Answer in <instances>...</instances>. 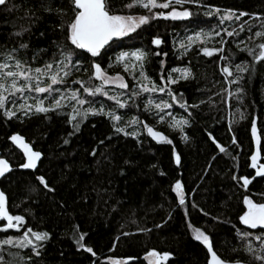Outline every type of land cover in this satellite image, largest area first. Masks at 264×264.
I'll use <instances>...</instances> for the list:
<instances>
[{"label":"trees","instance_id":"obj_1","mask_svg":"<svg viewBox=\"0 0 264 264\" xmlns=\"http://www.w3.org/2000/svg\"><path fill=\"white\" fill-rule=\"evenodd\" d=\"M130 2L109 0V7L117 14H149L140 7L124 8ZM203 3L221 10L249 13L241 19L255 27L249 32L245 25V31L234 37L222 32L206 45H193L181 56L178 44L182 38L201 29L208 31L218 25L219 20L215 15L206 17L205 9L195 4L175 5L177 10L186 8L195 15L185 21L150 20L148 25L112 43L99 57L82 53L81 70L73 71L67 83V87L83 94L80 85L71 82L89 81L92 64L99 63L108 74L124 76L129 85L126 92L130 95L138 83L139 69L129 73L116 64L115 58L121 51L140 48L161 53L149 55L144 66L145 74L158 86L172 68L190 69L192 75L188 79H180L169 87L175 95L183 94L186 105L197 107H188L185 111L179 104H173L160 113L164 116V120H160L154 110H144L149 98L148 94H142L135 106L117 110V114L122 115V126L132 117L141 122L125 129L138 130L136 139L115 134L112 123L104 116H90L79 132L69 135L72 127L64 112L71 111L70 108L59 114L50 112L47 119L39 114L24 118L23 122L6 119L0 113V154L11 168L0 180V192L5 194L9 214L23 216L25 224L19 232L0 231V239L22 236L27 228L49 233L38 257L28 248H0V254L9 258V251L15 253L22 258L21 264H113L110 260L149 264L144 257L155 251L170 254L165 264H207L205 247L193 238L194 229L199 228L209 236L214 251L222 259L256 264L245 253V241L237 233H264L240 221L247 211L245 196L254 203H264V176H256V169L251 167L253 155H257L258 165L264 164V61L255 65V71L244 73L238 85L228 84L221 69L228 66L235 74V64L251 63L248 53L239 50L244 45L237 47V44L245 40L249 46H255L248 37L262 30L260 20L253 17L264 18V0H203ZM72 17L70 0H8L6 5H0V53L19 48L22 41L28 48L20 50L18 56L34 66H41L52 60L54 53L58 55L57 44L73 47L66 41V27H61ZM238 26L226 21L222 27L231 30ZM24 28L28 31L21 36L13 35ZM156 37L162 40L159 46L152 44ZM221 39L226 41L222 53L226 59H220L221 53L208 57L201 52L205 46L220 48ZM262 41L264 37L257 38L255 43ZM34 55L38 57L35 60ZM73 62H76L75 56ZM237 87L241 88L240 93H236ZM158 99L171 103L166 93ZM96 100V107L103 103L106 110L115 108L111 101ZM240 113L244 114L243 119ZM172 117L189 120L182 133L169 127ZM253 119L257 123L256 139L251 132ZM144 124L162 132L172 143L152 141ZM14 134L21 135L34 151L41 152L35 169L20 167L25 157L10 140ZM210 134L227 154L220 152ZM182 135L187 139H182ZM65 139L69 143L65 144ZM173 149L181 158L180 165L175 161ZM233 175L251 182L245 189L241 180L232 179ZM38 176H43L53 191L41 185ZM177 180L184 189V206L179 205L172 190ZM193 204L197 207L193 208ZM74 232L77 237L84 236L81 243L91 247L95 255L83 248L78 250Z\"/></svg>","mask_w":264,"mask_h":264},{"label":"snow or ice","instance_id":"obj_2","mask_svg":"<svg viewBox=\"0 0 264 264\" xmlns=\"http://www.w3.org/2000/svg\"><path fill=\"white\" fill-rule=\"evenodd\" d=\"M8 0H0V5H6ZM73 4V17L67 22L66 26L61 25L62 28L66 27V41L68 44L60 43L56 47L58 49V55L53 54V59L50 61H45L41 66H34L26 58L21 59L18 56L20 50H26L28 44L25 42L19 43V48H13L0 53V113L6 119L16 118L23 122L24 118H30L33 115L43 114L47 119V114L50 112L60 113L61 110L70 108L71 111H66L64 114L68 117L67 122L72 127V132L69 135H73L80 131L81 125L90 116H104L111 123L115 134H122L125 137L131 136L136 139L139 135L138 130L126 131V127H131L141 123L137 117H132L122 126L120 121L122 120V115L117 114L118 109H123L126 106H135L137 98H139L144 93H166L168 97L171 98V103L161 99L159 103H154L150 98L144 103L145 111L156 110L157 115H159L160 120H164V116L160 115L165 109H169L173 104H179L181 107L187 111L188 107H197V105H186L183 102V94L179 96L173 93V90L169 87L170 85L177 84L180 79H188L192 73L189 68H172L165 77L161 78V84L158 86L156 83L152 82L150 78L144 72L145 62L147 61L149 55H161L160 52L145 51L140 48H136L132 51H121L115 58L116 64L122 66L125 71L130 68L139 69L140 80L136 86L128 95L127 99H121L124 94L123 90L129 88V85L124 81V78L119 74L115 76H110L106 71L102 70L99 63H93V72L89 81L85 82L80 79L73 80L72 84L80 85V89L83 90L81 94L80 90L72 89L67 87L68 78L72 75L73 71H80V59L82 53L90 54L91 57L96 58L101 56L102 49L105 46H111L110 42L115 43L124 37H128L131 33L140 29L143 25H148L150 20H156L162 18L164 20L172 21H185L193 17L195 13L190 12L188 9L177 10L175 5L183 6L185 4H195L199 7L205 9L204 15L211 18L216 16L219 20V24L214 26L208 31L201 29L200 31H194L191 35H186L179 41L178 48L181 50L180 55L184 56L193 47V45L200 44L206 45L211 42L215 37L221 36V33H225L228 37L239 36L241 32L245 31V25H247V30L251 32V29L255 27L254 24L248 23V21H243L241 18L244 16H249V13L239 12L232 9L221 10L217 7H212L210 5L204 4L203 0H131L130 3L124 5L126 9H133L135 7H140L147 11V15H132V14H117L109 7V0H70ZM171 11L163 12L156 11L153 9H169ZM10 10V9H9ZM46 11H51V8H46ZM60 14L63 15V11L60 10ZM256 20H260V28L262 30H257L253 35L248 37V40L253 41L255 46H249L245 43V40H240L237 44L244 45L243 48L239 50L241 52H247L251 57V63L248 64H235V74L230 70L228 66H223L221 71L226 77V82L228 84H239V81L244 79L243 74L250 71H255V65L264 61V41L256 44L257 38L264 37V18L253 17ZM231 22L233 24L238 23L237 27H222L225 22ZM28 29L24 28L21 31L15 32L13 35L21 36ZM162 40L158 37L153 38L152 44L159 46ZM221 44L220 48H209L202 47L201 52L208 57H212L215 53H221L220 59L224 60L226 57L222 55L224 52L225 40L221 39L218 41ZM76 50H81L77 52ZM41 51H44L43 49ZM167 55V53H164ZM73 56L76 57V62H73ZM38 57L34 55L33 59ZM163 61H161V69L163 70ZM113 65L110 63L109 67ZM178 75H174L177 74ZM231 77L232 79H227ZM100 81L99 85L92 84V80ZM64 85V87H61ZM105 85H115L121 89V93L109 94L105 90ZM139 89L138 91L136 89ZM227 91V89H225ZM242 90L240 87L236 88V93H240ZM230 96L233 93H228ZM103 96L107 100L112 101L115 108L106 110V106L100 103L99 107H96L98 101L96 97ZM91 97L92 99H88ZM47 101V103H46ZM131 101V105H129ZM87 105V107H85ZM19 113V115H18ZM191 116V113H189ZM241 119H243L244 114L240 113ZM189 123L188 119H176L171 118L169 122V127L173 129H179L181 133L183 128ZM143 127L147 130L149 136L158 143L163 142L166 144H171L172 140L168 139L166 136L162 135L158 131H154L152 127L144 124ZM252 136L256 139L257 135V123L256 120L252 121L251 128ZM182 139H187V136L182 135ZM210 138L211 134H210ZM110 139V138H109ZM213 143H216L215 139ZM10 140L19 147L24 154L25 162L20 165L23 169H35L37 166V161L41 158L40 151H34L32 147L25 142L24 138L19 134H14L10 137ZM139 142V141H138ZM258 142V141H257ZM64 143H69L68 139L64 140ZM103 143V141H101ZM233 143L236 141L233 139ZM217 148L220 152H225L226 149L220 144L216 143ZM227 154V153H226ZM92 155L95 156V150H93ZM173 155L177 165H180L181 158L176 154L175 149H173ZM252 165L251 167L256 169V176H264V164H257V155L251 157ZM11 168L7 159L0 158V177H3L6 172H10ZM37 179L39 183L43 185L48 191H53L45 181L43 176H38ZM233 180H243V187L247 188L251 182L249 179L244 177L232 176ZM178 199L179 205H185L184 189L179 180H177L172 189ZM244 204L247 206V211L240 217V221L243 225L250 229H264V203H254L247 196L244 198ZM193 208L197 205L193 204ZM207 215V213H205ZM6 221V225L0 227V231H5L7 229H15L17 232L21 228L25 227L24 217L21 215H11L5 207V194L0 192V224ZM160 225H157L159 227ZM194 239L199 241L207 249L208 259L207 264H244L240 260L236 261H226L222 259L216 251H214L213 244L210 242V238L199 228L194 229ZM241 237L244 243V251L246 254L250 255L256 264H264V233L256 235L254 237L255 241H258L257 246H253L251 242H248L251 233L243 232L237 233ZM127 235V234H125ZM49 239V233L47 232H37L33 231L32 228H27L22 236H6L5 239H0V248L11 249L16 248L30 249L31 253L35 256H40V249L43 247V242ZM73 239L78 245V250L83 248L84 251L93 253L91 247H86L81 241H83L84 236L77 235L74 232ZM237 249H233L236 251ZM93 255H95L93 253ZM148 256L150 259V264H165L169 260V253H157L155 251L149 252ZM8 257L6 258L4 254H0V264H21V257L15 253L8 252ZM30 259V257H29ZM117 264V262H113Z\"/></svg>","mask_w":264,"mask_h":264},{"label":"rangeland","instance_id":"obj_3","mask_svg":"<svg viewBox=\"0 0 264 264\" xmlns=\"http://www.w3.org/2000/svg\"><path fill=\"white\" fill-rule=\"evenodd\" d=\"M156 11V10H159V9H153V11ZM163 10V9H162ZM171 11V10H170ZM179 11V10H178ZM226 23V22H225ZM122 67V66H121ZM123 68V67H122ZM132 71V72H131ZM133 71H135V68H130L127 72H131V73H133ZM107 73V72H106ZM108 74V73H107ZM108 75H110V74H108ZM115 75H117V74H115ZM115 75H110V76H115ZM120 76H122L123 78H124V76L122 75V74H119ZM141 78H140V76H138V78H137V82L140 80ZM94 81V82H93ZM124 81L126 82V80H125V78H124ZM92 84H96V85H99L100 84V81H98V80H92V82H91ZM127 83V82H126ZM62 86V85H61ZM104 88H105V90H107L108 92H109V94H118V93H121V89H119L118 87H116L115 85H105L104 86ZM127 91V89L126 90H123V95L121 96V99H127V97H128V92H126ZM145 94H148V98L150 99H152L153 100V102L154 103H159L160 101H161V99H158V97H159V95H162L163 93H160V92H157V93H152L151 95L149 94V93H145ZM156 95H158V96H156ZM156 96V97H155ZM91 98V97H90ZM89 99V98H88ZM96 99H98V100H100V101H109V100H107L105 97H103V96H98V97H96ZM148 99V100H149ZM112 102V101H111ZM46 103H47V101H46ZM113 103V102H112ZM126 108V107H125ZM124 109V108H123ZM155 112H156V110L155 109H153ZM168 109H165L164 111H167ZM157 113V112H156ZM167 114H169V113H167ZM165 116H167L166 114H165ZM6 221H3L2 222V224H0V227H3V225H6ZM7 230H15V229H7ZM256 236V234H251V236L249 237V240H248V242H251L252 244H253V246L255 247V246H257V244H258V241H255V239H254V237ZM144 259H145V261L147 262V263H149L150 264V257L148 256V254L144 257ZM110 262L111 263H113V262H117V264H122L123 262H121V261H116V260H110Z\"/></svg>","mask_w":264,"mask_h":264},{"label":"water","instance_id":"obj_4","mask_svg":"<svg viewBox=\"0 0 264 264\" xmlns=\"http://www.w3.org/2000/svg\"><path fill=\"white\" fill-rule=\"evenodd\" d=\"M110 44H112V42H110ZM107 47H108V46H105V49H106ZM105 49H102V51L105 50ZM152 128H153V127H152ZM153 130H154V131H157V130H155L154 128H153ZM158 132H160V131H158ZM160 133H161L162 135H164L162 132H160ZM147 135H148V133H147ZM164 136H165V135H164ZM148 137H149L152 141L157 142L156 140H153L151 136L148 135ZM160 143H163V142H160ZM0 158H2V157H1V154H0ZM7 173H8V172H6L5 175H4L3 177H0V180H1L2 178H4V177L7 175ZM241 183H242V185H243V180H241ZM247 187H248V186H247ZM244 188H245V187H244ZM245 189H246V188H245ZM255 230L264 231V229H260L259 227H258L257 229H255ZM205 249H206V248H205ZM206 251H207V249H206Z\"/></svg>","mask_w":264,"mask_h":264},{"label":"bare ground","instance_id":"obj_5","mask_svg":"<svg viewBox=\"0 0 264 264\" xmlns=\"http://www.w3.org/2000/svg\"><path fill=\"white\" fill-rule=\"evenodd\" d=\"M146 133H147V130H146Z\"/></svg>","mask_w":264,"mask_h":264}]
</instances>
